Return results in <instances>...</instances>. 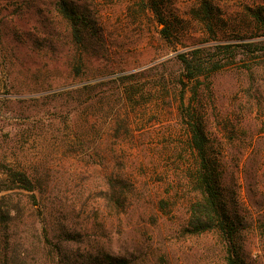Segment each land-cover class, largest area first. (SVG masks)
Returning a JSON list of instances; mask_svg holds the SVG:
<instances>
[{
  "label": "rangeland",
  "instance_id": "rangeland-1",
  "mask_svg": "<svg viewBox=\"0 0 264 264\" xmlns=\"http://www.w3.org/2000/svg\"><path fill=\"white\" fill-rule=\"evenodd\" d=\"M168 2L170 40L140 0H0V180L2 163L24 170L39 197L0 224V264H228L217 233L182 231L193 155L177 55L202 46L225 65L188 82L186 103L239 191L242 264H264V0Z\"/></svg>",
  "mask_w": 264,
  "mask_h": 264
},
{
  "label": "trees",
  "instance_id": "trees-1",
  "mask_svg": "<svg viewBox=\"0 0 264 264\" xmlns=\"http://www.w3.org/2000/svg\"><path fill=\"white\" fill-rule=\"evenodd\" d=\"M140 1L144 8L150 9L157 21L164 25L161 30L163 39L170 40L174 31V20H178L179 16L168 9V0ZM60 10L73 24L77 39H81L79 37L77 9L73 6L69 7L64 2L61 4ZM254 10L255 12L252 15L254 21L264 23V8L258 7ZM200 13L203 15L202 21L211 25L215 15L208 2L203 3V9ZM195 14L200 15L198 11H195ZM258 43L246 42L243 45L251 48ZM208 50L209 47L202 46L180 52L177 55L182 71L181 77L177 78V82L182 85L179 98L180 112L187 126L193 155V160L184 177L186 184L183 191L186 192L189 201V216L182 231L188 235L217 233L226 242V260L228 264H242L239 239L248 229L249 223L240 203L239 191L235 188L230 189L226 185L221 151L214 149L210 143L199 108L191 102L187 104L185 98V88L188 82L199 81L212 69L211 67L218 69L225 65L220 60H213ZM131 77V74L118 75V77L111 78L109 81L126 80ZM90 87V84L83 86L84 89ZM195 96H197V89L194 90ZM1 166L4 169L5 178L0 180V224L6 225L8 220L15 219L18 213L28 205L39 204V197L37 184L26 171L13 168L5 163H2ZM122 187H124V183ZM114 264H129V262L124 258H118Z\"/></svg>",
  "mask_w": 264,
  "mask_h": 264
}]
</instances>
